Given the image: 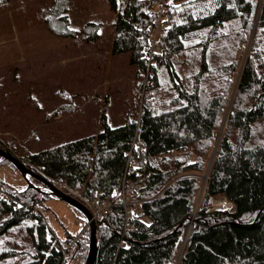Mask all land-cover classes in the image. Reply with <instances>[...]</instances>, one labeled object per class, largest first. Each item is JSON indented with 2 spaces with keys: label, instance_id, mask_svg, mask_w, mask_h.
Segmentation results:
<instances>
[{
  "label": "trees",
  "instance_id": "1",
  "mask_svg": "<svg viewBox=\"0 0 264 264\" xmlns=\"http://www.w3.org/2000/svg\"><path fill=\"white\" fill-rule=\"evenodd\" d=\"M107 1L116 14L112 54H129L131 65L152 75L138 121L128 117L112 127L105 104L97 135L18 159L86 199L97 192L111 199L124 182L127 152L135 141L143 146L140 199L150 222L127 223L123 208L113 207L96 224V264H264V0H173L151 64L146 50L163 0ZM68 11L67 0L54 2L46 19L53 35L99 38L101 24L74 31ZM0 149L16 157L1 141ZM8 192L40 208L48 199L32 186ZM218 198L234 211H212ZM0 217V239L14 228L31 238L33 250L22 264H67L74 257L64 259L43 215L0 200ZM89 237L90 228L78 240H86L87 250ZM20 254L0 250V261Z\"/></svg>",
  "mask_w": 264,
  "mask_h": 264
},
{
  "label": "rangeland",
  "instance_id": "2",
  "mask_svg": "<svg viewBox=\"0 0 264 264\" xmlns=\"http://www.w3.org/2000/svg\"><path fill=\"white\" fill-rule=\"evenodd\" d=\"M55 1L16 0L0 5V141L19 159L97 135L102 130L100 116L105 104L115 128L128 117L138 121L141 112L146 74L131 65L129 54H112L116 14L108 1L67 0L71 29L81 32L87 23L101 24L95 41L84 34L75 39L53 35L46 19ZM0 181L16 194L30 186L46 194L41 182L23 175L6 160H0ZM47 196L41 209L55 238L66 243L81 234L86 217ZM222 203L230 204L218 198L211 210L234 211V206L225 208ZM130 210L132 218L150 222L141 203ZM2 220L0 217V223ZM190 223L193 228L189 222L177 258L183 254ZM81 240L67 264H85L90 241L87 250L86 240ZM0 250L23 253L0 264H22L33 250L31 238L23 228H14L0 239Z\"/></svg>",
  "mask_w": 264,
  "mask_h": 264
},
{
  "label": "built area",
  "instance_id": "3",
  "mask_svg": "<svg viewBox=\"0 0 264 264\" xmlns=\"http://www.w3.org/2000/svg\"><path fill=\"white\" fill-rule=\"evenodd\" d=\"M174 6L175 3L173 0H163L161 3L159 15L153 24V33L149 42V47L146 50V53L149 55L150 64L153 63V53L157 50L158 39L167 28V12ZM150 76L152 75L148 72L146 76L147 82ZM126 156L127 170L124 182L121 189L113 193L111 199H103L102 192H97L93 199H86L78 192L70 188L67 182L61 178H45L49 182L50 186H44V189L42 190H44L46 194L52 195L53 190L57 189L78 200L88 208L92 215V219L96 224H98V222L101 221L113 207L123 208L126 222L128 223L129 220L132 219V210H130V207H134L136 203L142 204L143 200L140 199V193L146 186V174L139 171V169L145 164L143 146L139 143V141L134 142L131 150L127 152ZM0 200L8 204L15 205L18 209L31 212L36 216L43 215L40 207L33 205L31 202L19 200L16 196L7 191L1 181ZM89 228L90 223L86 219V221L82 224V232L77 237L68 239L66 243H62L57 240V247L63 253L65 260H68L74 254L79 238ZM124 246L125 243L122 242L121 247Z\"/></svg>",
  "mask_w": 264,
  "mask_h": 264
},
{
  "label": "water",
  "instance_id": "4",
  "mask_svg": "<svg viewBox=\"0 0 264 264\" xmlns=\"http://www.w3.org/2000/svg\"><path fill=\"white\" fill-rule=\"evenodd\" d=\"M248 50H249V47L247 49L246 55L248 53ZM219 138H220V135H219ZM216 152H217V146L215 147V149L213 151L207 174L203 177V179H204L203 188H204L205 183L208 179L209 171H210L212 162L214 160V157L216 155ZM0 160H6V161L10 162L16 168V170H18L23 175L30 176V177L36 179L37 181L41 182L45 186H50L49 182L46 179L35 174V172L30 170L27 166H25L23 164L22 161H20L17 157L12 155L11 153L0 149ZM203 188H202V192H203ZM36 190L41 191L40 189H36ZM52 196L60 199L62 202H65L68 205L75 208L76 210H78L80 213H82L86 217V219L90 223L89 253H88L85 264H96V258H97V252H98L97 225L93 221L90 211L81 202H79L78 200L74 199L73 197L65 194L64 192H61L60 190L54 189ZM191 222H193V217L191 219ZM181 255H180V257H181ZM180 257H179V259H180Z\"/></svg>",
  "mask_w": 264,
  "mask_h": 264
},
{
  "label": "bare ground",
  "instance_id": "5",
  "mask_svg": "<svg viewBox=\"0 0 264 264\" xmlns=\"http://www.w3.org/2000/svg\"><path fill=\"white\" fill-rule=\"evenodd\" d=\"M222 204H223V203H222ZM229 205H230V204H226V203H224V204H223V207H225V208H229ZM191 230H192V224L190 223V227L187 229V232H186V234H185V236H184L185 246H186L187 241H188V239H189V237H190V235H191Z\"/></svg>",
  "mask_w": 264,
  "mask_h": 264
},
{
  "label": "snow or ice",
  "instance_id": "6",
  "mask_svg": "<svg viewBox=\"0 0 264 264\" xmlns=\"http://www.w3.org/2000/svg\"><path fill=\"white\" fill-rule=\"evenodd\" d=\"M74 31H78L77 29H74Z\"/></svg>",
  "mask_w": 264,
  "mask_h": 264
},
{
  "label": "crops",
  "instance_id": "7",
  "mask_svg": "<svg viewBox=\"0 0 264 264\" xmlns=\"http://www.w3.org/2000/svg\"><path fill=\"white\" fill-rule=\"evenodd\" d=\"M45 185L43 184V187H44ZM39 189V188H38ZM55 198V197H54Z\"/></svg>",
  "mask_w": 264,
  "mask_h": 264
}]
</instances>
